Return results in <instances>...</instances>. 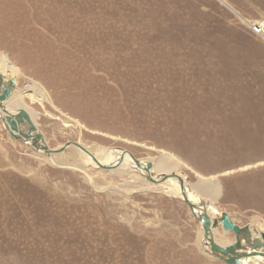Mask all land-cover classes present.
<instances>
[{"label": "rangeland", "instance_id": "obj_1", "mask_svg": "<svg viewBox=\"0 0 264 264\" xmlns=\"http://www.w3.org/2000/svg\"><path fill=\"white\" fill-rule=\"evenodd\" d=\"M224 1L264 20V0ZM238 16L219 0H0V53L17 87L47 93L24 100L51 149L175 155L189 184L217 177L216 213L264 223V39ZM44 157L0 119V264H226L183 200L97 191Z\"/></svg>", "mask_w": 264, "mask_h": 264}, {"label": "bare ground", "instance_id": "obj_2", "mask_svg": "<svg viewBox=\"0 0 264 264\" xmlns=\"http://www.w3.org/2000/svg\"><path fill=\"white\" fill-rule=\"evenodd\" d=\"M219 1L230 8L232 12H234L237 16L239 15V13L224 0ZM238 17L242 19L243 22L248 26H253L261 23L260 21H250L240 15ZM262 28L264 30V23ZM0 72L5 74L7 79H13L14 81L21 74L20 70L11 63L9 57L2 53H0ZM26 96L41 102V104L43 101L47 100V93L37 83L27 84L24 90L16 86L9 99L5 102V108L11 114H17V111L21 108L25 109L29 114L32 122L37 127V130L39 131L37 123L38 113L34 108H31L25 103L24 98ZM2 114H4V112L0 109V118ZM26 144L31 146L30 143ZM77 145H70L68 148H66V150L68 149L70 151L69 154H66L65 150L52 154H46L42 150L35 152L44 154L46 157L43 158V161L48 162L52 166L77 171L83 174L86 181L91 184L97 191H120L122 194L128 195L135 192L155 191L161 195L175 197L183 200L181 187L178 180L169 178L164 181H160L162 179V175L164 174L177 173L178 175L183 177V175H181L178 170L187 167V165L182 161V159L176 157L175 155L163 153L157 158L153 157L152 159H147L145 161L140 160L145 165H147L148 162H153V167L150 170V175L153 179H157L160 182L154 183L156 184V186L152 187L149 184L151 181L147 179V172L143 169H140L128 154L123 153V150H112L102 146H95L92 149H87L81 144L77 143ZM99 164L105 166L110 165L112 167L111 169L103 170L110 171L115 177H118L123 181H125V178L132 177L133 182H131V184L125 188H120V186L101 184L88 173V171L92 168H100ZM187 193L191 201L195 203H199L201 199L209 202L210 205L207 207V209L210 215L216 217L221 215V213H216L213 208L214 203L222 194V187L217 177L213 176L206 178L199 175V179L196 183L189 184V186L187 185ZM250 226L253 232L254 230L257 231V234L264 232V223L260 219H255L253 224H251ZM214 233L217 241L220 244L229 243H227L223 238V236L225 237V235L222 236V232H220L219 230H214ZM207 253L209 254V252ZM241 262H243L244 264H264V257L254 256L250 258H244Z\"/></svg>", "mask_w": 264, "mask_h": 264}, {"label": "water", "instance_id": "obj_3", "mask_svg": "<svg viewBox=\"0 0 264 264\" xmlns=\"http://www.w3.org/2000/svg\"><path fill=\"white\" fill-rule=\"evenodd\" d=\"M16 85V81L7 79L6 75L0 72V109L4 112L0 119L10 137L22 140L25 143H30L34 151L42 150L46 154L62 152L70 145H77V143H67L59 149H51L46 143L43 134L37 130V127L25 109H19L17 114L9 113L4 104L11 96ZM123 153L128 154L140 169L147 172V179L149 181L158 183L169 178L179 181L183 201L189 207L193 216L201 223L204 246L212 257L226 264H244L241 262L244 258L254 256L264 257V232L257 234L256 230L253 232L250 225L241 226L235 223L227 212L221 213L218 217L210 215L207 209L210 205L209 202L202 199L199 203L191 201L187 193V185L189 186V183L183 177L177 173H171L162 175L160 181L153 179L150 175L153 162H148L145 165L131 152L123 150ZM99 167L101 169L112 168L110 165L105 166L101 164H99ZM214 230H219L226 236L233 234L235 241L230 244H220L216 239Z\"/></svg>", "mask_w": 264, "mask_h": 264}, {"label": "built area", "instance_id": "obj_4", "mask_svg": "<svg viewBox=\"0 0 264 264\" xmlns=\"http://www.w3.org/2000/svg\"><path fill=\"white\" fill-rule=\"evenodd\" d=\"M260 22H261L260 24L253 25V26H250V27H251L252 31H253L255 34H257V35L263 37V39H264V30H263V28H262V27H263L264 20H262V21H260Z\"/></svg>", "mask_w": 264, "mask_h": 264}, {"label": "crops", "instance_id": "obj_5", "mask_svg": "<svg viewBox=\"0 0 264 264\" xmlns=\"http://www.w3.org/2000/svg\"><path fill=\"white\" fill-rule=\"evenodd\" d=\"M227 213H229V212H227ZM230 214V216H231V218L233 219V221L235 222V223H237V224H239L238 222H237V220L231 215V213H229ZM240 225V224H239ZM249 225V224H248ZM241 226H246V225H241ZM235 240V238H234V235L232 234V235H230V241H229V243H231L232 241H234Z\"/></svg>", "mask_w": 264, "mask_h": 264}]
</instances>
